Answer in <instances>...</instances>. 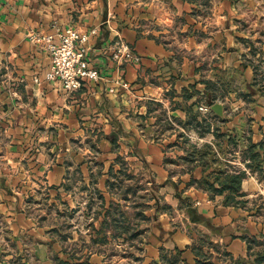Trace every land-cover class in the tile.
<instances>
[{"label":"crops","instance_id":"obj_1","mask_svg":"<svg viewBox=\"0 0 264 264\" xmlns=\"http://www.w3.org/2000/svg\"><path fill=\"white\" fill-rule=\"evenodd\" d=\"M261 15L264 0H0V264H12L9 257L23 258L30 244L43 254L45 264H54L51 249L56 246L59 255H67L64 248H77L78 255H90L91 263L107 264L111 247L121 241L93 245L92 223L99 228L112 203L133 213L132 194L128 201L122 197L135 183L144 186L138 195L146 189L159 193V205L176 206L175 195H186L191 203L186 214L193 213V226H215L216 241L228 244L235 257L246 254L242 232L264 235V222L252 214L250 199L244 207L225 205L224 195L211 199L207 192L188 186L191 173L184 161L164 163L170 152L154 140L159 124L152 107L160 103L161 109L168 108V116L186 126L189 105H197L196 96L186 100V89L196 85L204 92V81L218 79L211 73L215 69L241 68L253 76L254 66L245 59L250 47L243 43L246 35L240 25L245 21L252 26ZM68 27L85 33L97 29L88 41V59L104 76L84 82L73 93L47 80L51 55L29 39L32 31L55 33ZM116 41L128 43L140 62H116L110 51ZM119 78L131 88L111 93ZM244 93L239 98L254 101L252 89ZM188 130L200 142L210 136V143L217 140L213 132L201 136L194 128ZM247 131L251 135L242 142L251 138L257 143L252 129ZM92 141L95 151L88 149ZM126 149H135L142 161ZM118 156L133 178L120 175ZM132 166L140 170L132 173ZM203 169L199 166L193 175L197 170L199 178L208 175ZM118 178L122 186H110ZM152 182L159 187H149ZM242 189L247 198L264 191L253 177L244 178ZM166 216L163 212L142 227L154 221L159 227L156 245L181 249L183 264H194L192 236L187 230L175 231ZM146 237L142 264L160 258L155 247L149 249L153 241ZM9 243L12 248L2 254Z\"/></svg>","mask_w":264,"mask_h":264},{"label":"rangeland","instance_id":"obj_2","mask_svg":"<svg viewBox=\"0 0 264 264\" xmlns=\"http://www.w3.org/2000/svg\"><path fill=\"white\" fill-rule=\"evenodd\" d=\"M240 27L243 29L242 31L244 35H246L245 37H242L243 43L246 44V46L250 47V50L248 51L249 57H246L245 59L250 61L249 63L254 66L252 67L253 76H246L245 69L241 68L218 70L215 69L214 71H211L209 69L212 75H214L215 73L218 75V79H215L217 80V88L215 90L216 99L213 105L219 104L221 106V111L216 112L213 109V105L210 106L206 103L204 92L197 95L194 94V96H196L194 98V101L198 100V102L196 103L197 105L195 109H193L190 105L189 109H192L194 113H200L199 117H201V119H203L204 117L208 118L213 123V125L219 126L221 134H226L224 137L216 140L214 144L210 143V141H213L210 138L211 136L201 141L204 144L211 146V149L205 148V146L203 148L201 147L202 152L206 154L204 156V159L206 162V168L208 169L205 174H208L214 169L218 168L231 170L234 166H236L238 169L246 171L247 175L245 178L253 177L259 182L260 185H263L264 187V159H262L261 162V165L263 167V174H260L258 171L247 167L246 162H244L242 158V150L244 147H242L243 142L241 141L240 144L239 141L238 146H233L228 142L230 137H235L236 135L242 136L244 139L247 138L248 134L251 135V132L247 131V129L249 128H251L254 132L253 140L255 142L259 143L260 141L264 140V15L258 17L256 23L252 26L243 21L241 22ZM253 83L254 87L250 86V84ZM249 89H252L254 91L252 97L254 101L248 104L242 98H239V95L240 93L243 94L245 91V93H248ZM192 92L193 90L189 89V93ZM153 103L155 104L153 105L152 110L154 114H156V117L158 116V118L156 119V124H159L153 135L154 140L158 143L163 144L164 150L170 152V154L166 155V157L164 158V163L172 166L173 164H175V161L176 163H181V161H184L183 163L186 167V161L184 159L186 158V142L184 141L186 140V137H188L191 143L200 144V139L194 132L186 129V126L181 124V122L179 123L174 119V117L168 116V108L161 109L159 107L160 103ZM200 107H208L209 110L203 111L200 109ZM238 110L240 111L238 112ZM236 112L238 113L234 115V113ZM215 114L217 115L216 119L212 118ZM143 132H145V130ZM177 141L178 145H174V143H176ZM95 144L96 143L93 141L90 142L88 149H94L95 151ZM127 150L130 155L134 153V155L138 157V160L140 159V156L136 154L135 149H126V151ZM260 152L264 156V150L260 149ZM124 155L128 156L129 154H126L124 152ZM134 155L133 157H136ZM179 156L181 157L178 158ZM139 161L142 160L140 159ZM123 162L125 163L124 160ZM139 165L141 166L143 164L140 163ZM124 166L127 168L126 164H124ZM139 170V167L132 166V173H137ZM198 171L199 170L195 172V176L197 178H199L200 175V172L198 173ZM149 179L150 178H148L147 175L145 177V180L148 181ZM179 182L180 181L178 180V183ZM151 185L152 184H148L149 187ZM144 195H146L145 200L147 204L150 205V207H153L146 210L147 215L152 217V220H158L163 212H165V214L167 215L166 217H168V220L172 224V227L175 231L187 230L189 235L192 236V243L190 247L193 246V249L194 247H196L202 253L208 254V256H210L216 264H236V262L231 260L227 255V253H230L227 249L228 244H226L225 242L220 243V241H216L218 235L217 233L219 231L218 228H216L215 226L211 227L210 225H206L203 223H200L202 224V226L199 224L195 226L192 225L191 222H194V218H192L193 213L186 214V206L191 204L186 200V195H175L178 199V204L176 206H168L165 203L160 202L161 206L167 207L165 209H160V205L156 208V203H158L160 197L159 193L155 195V193H153L151 189H146L144 191ZM153 195H155V197H152ZM244 199H250V201L248 202V206L253 208L252 210L254 211L252 214H255L256 217L264 222V191L263 193L252 195L250 198L245 197ZM83 201L85 200L83 199L82 202ZM134 201L135 198L133 199L132 204L134 203ZM258 211H260L259 214ZM156 215L158 216V218L155 217ZM186 216L189 218H186ZM154 221L152 222V225H149L148 227L144 224L145 228H149L148 233H145V235L147 234V237H149H146V240L153 241L150 246H153L152 249L149 247L151 251H153V248L155 247L157 252L161 253L162 248H170H167L163 245L159 246L160 244L156 245L158 238L155 239L154 235L158 233L157 230L159 229V227L156 224H153ZM80 229L82 231H85L84 226L80 227ZM240 236L243 237L249 235H246L243 231ZM257 238L260 241H263L264 239L261 234L258 235ZM126 246L127 244L123 243V241L114 244L112 246L113 248L111 247L113 251L110 249L107 264H136L132 262L130 257L125 256L124 248ZM8 248H12L11 243L5 245L2 254H7ZM51 250V255L53 254V257L54 255H59L58 253L60 251V248L58 246L52 248ZM247 252L246 254L237 257L233 255L235 259H241V261L237 264H252L255 256H253L251 259H248ZM252 252H264V246L262 244H255ZM135 254L139 255V252L135 251ZM59 256L64 259L68 257V255L63 254H60ZM8 260L12 264H45L46 259H44L43 254L40 251L36 250V248L32 244H30L28 249L25 250L23 258L22 256H14L12 258L9 257ZM101 260L102 259L98 261L101 262ZM150 262L151 261H146L143 264H149Z\"/></svg>","mask_w":264,"mask_h":264},{"label":"trees","instance_id":"obj_3","mask_svg":"<svg viewBox=\"0 0 264 264\" xmlns=\"http://www.w3.org/2000/svg\"><path fill=\"white\" fill-rule=\"evenodd\" d=\"M205 90L204 94L206 97V103L212 106L215 103L216 95L215 90L217 88V82L215 81H204ZM192 93H189V89H186V100H189L194 94H199L200 91L196 88V85L191 86ZM244 97L247 98L246 95ZM198 102H194L195 104ZM188 118L186 120V129L194 128L201 136L206 135L209 132H213L216 139L224 137L226 134L220 133V128L218 125H213V123L208 118L199 119L200 113H194L192 109H187ZM217 115L215 114L212 118L216 119ZM183 136V135H180ZM245 139L242 136L236 135L235 137L229 138V143L233 146H238L239 141H244ZM248 142L245 144L243 142L242 158L246 162L247 167L250 169L258 171L260 174H263V167L261 165L262 159H264L263 154L260 152V149L264 150V140L259 143H254L251 138L247 139ZM186 164L187 171L191 173V178L187 183L188 186H195L198 189H201L207 192L211 199H215L217 195H224L223 203L225 205H233L238 207L246 206L247 200L244 199L246 193L242 189V183L246 177V171L241 169H214L208 175H203L201 178L195 177L193 171L199 166H204V172H206V162H205V153L202 152V148H210V145L204 144L203 147H198L197 144L191 143L190 139L186 137ZM178 145V142L174 143ZM118 161L121 162L122 168L120 170V175H125L128 179L133 178L132 175L126 173V168L124 162L121 160V157H117ZM215 160V159H214ZM123 179L118 178L117 181L110 183V186L121 187ZM144 187V186H143ZM137 183L127 186L123 191V199L128 201L129 194H132V197L135 198L133 207L135 211L131 213L124 205L119 206L114 203L105 211L103 221L99 228L93 226L91 231L94 232L92 235L91 241L93 245L102 244L106 245L109 241H123L127 244L124 248L125 256L130 257L132 262L142 264L144 257L141 256L144 252L141 243L147 229L142 227L143 223H148L152 217L148 216L145 212L150 207L147 204L145 197L146 195L139 194V191L143 188ZM157 186L152 182V188L157 189ZM152 197H155L153 195ZM99 198H102L99 195ZM159 207V203H157ZM166 206H160V209H165ZM102 214L101 211L97 212L95 215ZM157 217V215L155 216ZM52 231L56 232V229ZM92 234V232H91ZM264 238V235L262 236ZM67 235H62V239H66ZM248 245L247 248V257L251 259L255 256L252 264H264V252L253 253V248L255 244H262L263 241L258 240L257 236H243L242 237ZM255 243V244H254ZM192 251L196 255L194 264H216L208 254L202 253L198 248L191 246ZM112 250V249H111ZM113 251V250H112ZM135 251L139 252V255L135 254ZM63 252L68 255L66 259L61 258L59 255H55L52 260L54 264H94L90 262V255H78V250L75 248L72 251H67L63 249ZM183 251L181 249H166L162 248L160 253L159 260L151 261L149 264H183L184 259L182 258ZM231 260L239 263L240 258L235 259L231 253H227Z\"/></svg>","mask_w":264,"mask_h":264},{"label":"built area","instance_id":"obj_4","mask_svg":"<svg viewBox=\"0 0 264 264\" xmlns=\"http://www.w3.org/2000/svg\"><path fill=\"white\" fill-rule=\"evenodd\" d=\"M80 32L73 27L57 30L55 33L32 31L29 39L43 49L49 51L52 58L51 70L47 73V80L57 82L66 93L79 90L86 81H100L104 76L100 70L88 59V41L92 34ZM112 58L119 63H138L141 57L124 41H116L110 45ZM37 81V79H36ZM131 84L122 78L116 79L109 88L111 93L129 90ZM208 111V107H200Z\"/></svg>","mask_w":264,"mask_h":264},{"label":"water","instance_id":"obj_5","mask_svg":"<svg viewBox=\"0 0 264 264\" xmlns=\"http://www.w3.org/2000/svg\"><path fill=\"white\" fill-rule=\"evenodd\" d=\"M213 109L216 111V112H220L221 111V106L219 104H215L213 105Z\"/></svg>","mask_w":264,"mask_h":264}]
</instances>
